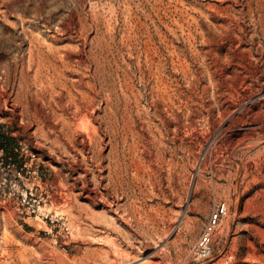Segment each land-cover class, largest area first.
I'll list each match as a JSON object with an SVG mask.
<instances>
[{
    "label": "rangeland",
    "instance_id": "1",
    "mask_svg": "<svg viewBox=\"0 0 264 264\" xmlns=\"http://www.w3.org/2000/svg\"><path fill=\"white\" fill-rule=\"evenodd\" d=\"M263 30L264 0H0V129L20 159L0 162V264L108 249L117 234L84 216L115 173L142 208L116 224L132 264L140 240L160 264H264Z\"/></svg>",
    "mask_w": 264,
    "mask_h": 264
},
{
    "label": "bare ground",
    "instance_id": "2",
    "mask_svg": "<svg viewBox=\"0 0 264 264\" xmlns=\"http://www.w3.org/2000/svg\"><path fill=\"white\" fill-rule=\"evenodd\" d=\"M264 31V30H263ZM41 48V47H40ZM39 49V48H38ZM31 51V50H30ZM39 51V50H38ZM35 53V52H34ZM41 53V52H40ZM44 53V52H43ZM42 53V54H43ZM36 56V55H35ZM39 57H41L40 55H39ZM44 58V57H43ZM47 58V57H46ZM48 59V58H47ZM42 60V59H41ZM51 62V61H50ZM51 65V64H50ZM42 66H43V64H42ZM56 66H58V65H56ZM62 70V69H61ZM60 70V71H61ZM58 71V70H57ZM60 73V72H59ZM248 140V139H247ZM252 142V141H251ZM235 149V148H234ZM117 156V155H116ZM117 158V157H116ZM119 159V158H118ZM117 159V160H118ZM112 160V159H111ZM110 160V161H111ZM109 161V162H110ZM116 161V160H115ZM120 161V160H119ZM102 163V162H101ZM111 164V163H110ZM121 164H122V162H121ZM100 165V164H99ZM113 166V165H112ZM112 166H111V168H112ZM101 167V166H100ZM107 167H108V165H107ZM115 167H117V164H116V166ZM109 168V167H108ZM117 168H119V167H117ZM101 169V168H100ZM104 169V168H103ZM102 170V169H101ZM103 171V170H102ZM113 171V170H112ZM124 171V170H123ZM95 172V171H94ZM111 172V171H110ZM125 175H126V173H125ZM100 176V175H99ZM109 176V175H108ZM96 177V176H95ZM97 180V179H96ZM128 180V179H127ZM61 181V180H60ZM60 181H59V184H62V183H60ZM129 181V180H128ZM62 182V181H61ZM128 183V182H127ZM110 186H114V188L116 189V195L115 196H113V199L112 200H109L108 198H107V195H105V194H102L101 195V197L103 198V200H104V204H105V214H103V216H101V215H99V214H97V213H92L91 212V214H86V216H84L85 218V220H87L88 222H91V227L93 228V227H95V226H101L102 227V229L104 228V229H110V230H112L113 232L112 233H116L117 234V236L115 235V237L113 236L112 238H109V239H107V240H105V241H107L108 242V249H104V250H102L100 253H97V254H95V255H92V256H89V257H86V258H84V259H82V261H81V264H132V263H134L135 261H136V255H132V254H130V253H127L125 250H123L122 249V247L123 246H120V244L121 243H119V242H121V241H119L118 242V238H119V236H121V235H125L126 236V238H128V239H131V230H129V229H127V230H122V228L120 229V228H117L116 227V224H121V226L123 225L124 226V224H127V225H130V223H131V221H132V219L134 218V217H136V214H137V212L140 214V215H142L141 213H142V208H139V207H135L132 203H123V195L125 194L124 193V182L122 181V179H121V177H120V175L118 174V173H115V174H113V175H111V179H110ZM112 184V185H111ZM62 185H65V184H62ZM61 185V186H62ZM103 185V184H102ZM131 185V184H130ZM129 185V186H130ZM65 188H66V185H65ZM107 190H109V188L107 187L106 188ZM64 190V189H63ZM119 190H123V193H122V196L120 197V196H118V194H117V192H119ZM128 190V189H127ZM112 192V191H111ZM122 192V191H121ZM115 193V192H114ZM141 193V192H140ZM143 193V192H142ZM71 195H73V194H71ZM111 195V194H110ZM129 195V194H128ZM132 195V194H131ZM134 196H135V194H134ZM133 196V197H134ZM137 196V195H136ZM110 197V196H109ZM130 197V196H129ZM131 199V198H130ZM138 199V198H137ZM70 199H68V201H69ZM122 201V202H121ZM129 201V200H128ZM135 202V201H134ZM72 203V202H71ZM65 205V204H64ZM73 205V204H72ZM71 205V206H72ZM136 205V204H135ZM64 208V207H63ZM75 209V208H74ZM72 210V209H71ZM83 210V209H82ZM76 211V210H75ZM81 211V210H80ZM84 211V210H83ZM90 211H91V209H90ZM95 212H96V210H94ZM79 212V211H78ZM77 212V213H78ZM75 213V212H74ZM85 213V212H84ZM83 213V214H84ZM88 213V212H87ZM111 214L110 215V217L107 215V214ZM151 215V214H150ZM154 217V216H153ZM152 217V215H151V217H149L148 219L149 220H153L154 218ZM76 218H82L83 219V216L82 215H79V216H76ZM139 219V218H138ZM137 219V220H138ZM78 220V219H77ZM133 220H135V219H133ZM140 221H139V223L141 224L140 226V228H142V230H141V232H139V237H141L142 239H144V238H154L155 236H154V234L152 233V234H146L144 231V227H145V221L144 220H142V218L141 219H139ZM80 221H82V220H80ZM86 221V222H87ZM84 222V221H83ZM87 222V223H88ZM138 222V221H137ZM76 223H77V221H76ZM81 224V223H80ZM89 224V223H88ZM82 225H83V223H82ZM122 226V227H123ZM120 227V226H119ZM91 228V229H92ZM139 228V227H138ZM125 229V228H124ZM157 229V228H156ZM98 230H100V228L98 229ZM84 231V230H83ZM83 231H81V233L80 234H82V232ZM85 231H87V230H85ZM93 231V230H92ZM103 232V231H102ZM106 232V231H105ZM108 232V231H107ZM106 232V233H107ZM153 232V231H152ZM157 232V231H156ZM91 233V232H90ZM95 233V232H94ZM110 233V232H109ZM164 233V232H163ZM169 233V232H168ZM210 233V232H209ZM85 234H87V233H85ZM89 234V233H88ZM96 234V233H95ZM108 234V233H107ZM155 234H157V233H155ZM168 235V234H167ZM88 236V235H87ZM110 236V235H109ZM112 236V235H111ZM133 236V235H132ZM154 236V237H153ZM102 237V236H101ZM98 238V240H102V241H104V238ZM107 237V236H106ZM122 237V236H121ZM95 238V237H94ZM123 238V237H122ZM94 240V239H93ZM95 240L96 241H98L96 238H95ZM125 240V239H124ZM101 241V242H102ZM104 241V242H105ZM135 241V240H134ZM99 242V241H98ZM100 242V243H101ZM131 242H133V241H131ZM155 242V241H154ZM106 243V242H105ZM139 243H140V246L142 247V248H144L145 249V251H144V253H147L145 256H143V258H139V259H142L143 261H142V263H140V264H160L161 263V261H159L161 258H163L162 257V254H163V252H166V251H164L163 249V247L162 248H160V249H152L151 247H153V246H151L150 245V243H149V241H147V240H140L139 241ZM169 243V242H168ZM105 245V244H104ZM163 246V245H162ZM167 246H168V244H167ZM166 246V247H167ZM103 248H105V247H103ZM155 248V247H154ZM151 249V250H150ZM168 249V248H167ZM96 250V249H95ZM99 250V249H98ZM148 251V252H147ZM142 252V251H141ZM195 253L197 254V255H202V251H195ZM166 254V253H165ZM169 254V253H168ZM87 255V254H86ZM81 260V259H80ZM79 260V261H80ZM77 261V260H76ZM163 261V260H162ZM139 263V262H138Z\"/></svg>",
    "mask_w": 264,
    "mask_h": 264
},
{
    "label": "trees",
    "instance_id": "3",
    "mask_svg": "<svg viewBox=\"0 0 264 264\" xmlns=\"http://www.w3.org/2000/svg\"><path fill=\"white\" fill-rule=\"evenodd\" d=\"M0 149L3 150L2 156H0V162L6 164L14 163L17 168L20 165L19 153L16 150V142L14 139L7 137L0 129Z\"/></svg>",
    "mask_w": 264,
    "mask_h": 264
},
{
    "label": "built area",
    "instance_id": "4",
    "mask_svg": "<svg viewBox=\"0 0 264 264\" xmlns=\"http://www.w3.org/2000/svg\"><path fill=\"white\" fill-rule=\"evenodd\" d=\"M2 154H3V150L0 149V156H2ZM7 166L8 167L15 168V169L17 168L16 165L14 163H11V162L9 164H7ZM24 166L25 167L28 166V160H26ZM22 170H23V168H21L20 170H18L19 173H21ZM218 206H219V204H218ZM221 210H223V206L221 207ZM210 231H211V226L208 225V227H206V229L204 230V233H203V235H202V237H201V239L199 241V244H198V247H197V251H202L203 253H205L209 249V242H210V239H211V234L209 233Z\"/></svg>",
    "mask_w": 264,
    "mask_h": 264
}]
</instances>
